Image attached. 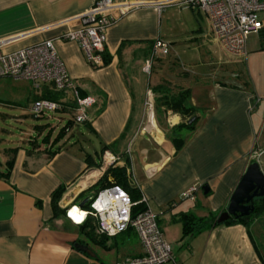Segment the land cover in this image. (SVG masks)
Instances as JSON below:
<instances>
[{
    "label": "crops",
    "instance_id": "0c3cea01",
    "mask_svg": "<svg viewBox=\"0 0 264 264\" xmlns=\"http://www.w3.org/2000/svg\"><path fill=\"white\" fill-rule=\"evenodd\" d=\"M95 1L0 0L3 50L53 39L79 95L95 101L86 110L87 120L74 123L71 94L57 92L59 100L64 98V107L57 116H42L62 121V127L69 122L61 138L54 142L57 135L49 136L47 143L42 142L43 131L50 126L40 124L31 131L36 130L39 138L28 134L22 142L0 148V171L5 170L8 157L13 158L8 178L0 177V264H118L125 257L143 254L133 229L100 243L88 241L84 245L93 256L75 247L87 241L80 225L89 216L77 223L66 209L97 194L94 187L104 172L99 167L105 151L118 157L113 166H125L133 187L125 189L134 204L142 195L147 198L181 264H264L253 236L264 231L257 218L247 226L215 225L181 239L182 215L208 217L225 210L254 151H263L257 162L264 174V89L258 92L256 85L235 82L241 69L235 70L233 64L243 55L229 52L214 36L205 13L175 4L162 11L143 5L109 26L101 63L91 65L77 43L59 37L76 28L78 23L72 19ZM256 34L262 38L264 30ZM157 40L169 45L168 54L153 52ZM182 56L188 68L177 63ZM163 79L189 89L190 103L197 110L194 128L177 150L154 120L151 88ZM24 81L31 97L28 109L33 100L53 91L46 85L34 91ZM180 122L181 117L170 111L162 118L164 127ZM10 148H16L13 155L7 152ZM107 181L113 184L110 175ZM193 184H200L195 201L183 198ZM61 186L65 192L54 215L51 193ZM203 186H207L205 193Z\"/></svg>",
    "mask_w": 264,
    "mask_h": 264
},
{
    "label": "built area",
    "instance_id": "2783aa9c",
    "mask_svg": "<svg viewBox=\"0 0 264 264\" xmlns=\"http://www.w3.org/2000/svg\"><path fill=\"white\" fill-rule=\"evenodd\" d=\"M174 4L205 13L210 20L214 36L233 54L244 55L249 35L264 30V0H169L152 3L137 0H96L87 11L72 19L78 26L65 31L59 38L77 43L89 64L96 66L101 63L107 29L119 18L143 5L162 11ZM3 45L0 42V78L27 80L34 91H39L46 85L53 91L70 93L74 102L73 122L83 123L87 120L86 110L95 101L90 96L79 95L55 49L53 39H45L11 51H4ZM153 52L166 55L169 45L157 40ZM63 99L37 98L32 101L30 112L34 116L58 112L64 107ZM146 104L151 110L152 102L148 101ZM262 154L263 151H254L251 159L258 161ZM117 161V156L105 151L99 171H105ZM199 187L200 184L191 185L182 193V197L195 201V192ZM139 202L146 208L131 217L134 203L126 191L112 185L97 192L88 203V208L71 205L66 209V215L73 220L70 211L76 208L83 214L77 223H82L87 216L94 218V231L97 236L114 237L128 227L132 228L142 245L143 254L125 257L118 264H181L174 258L172 245L165 241L155 215L148 206L147 198L142 195Z\"/></svg>",
    "mask_w": 264,
    "mask_h": 264
},
{
    "label": "trees",
    "instance_id": "16d2710c",
    "mask_svg": "<svg viewBox=\"0 0 264 264\" xmlns=\"http://www.w3.org/2000/svg\"><path fill=\"white\" fill-rule=\"evenodd\" d=\"M108 58H105V63L108 62ZM151 91L154 95V112L155 118L158 125L162 128L165 133L166 139L173 145L177 150L185 142L188 135L192 132L194 125L197 120V110L190 103V92L189 89L183 88L178 83L171 81L169 79H163L160 83L156 84L151 88ZM51 100H59V94L56 91H51L48 97H45ZM170 111L171 113L177 114L181 117V122L173 127H164L162 124V118ZM190 121V123H189ZM69 122L63 126L57 136L54 138V142L64 135L65 130L68 128ZM50 133L44 135L41 139L42 142L47 143L49 140ZM33 143V141H31ZM57 150V149H56ZM56 150L52 151L54 153ZM16 151V148L7 149V152H10L12 155ZM13 158L9 156L5 161V170L0 171V177L7 179L9 171L12 167ZM110 175L113 178V184L107 181V176ZM117 185L126 191V187H132L128 180V175L125 170V166H109L105 169L100 179L95 184V191L99 192L102 189ZM133 188V187H132ZM65 192L64 187H58L51 193V207L54 215H57L59 210L58 202ZM127 192V191H126ZM128 193V192H127ZM96 193H94V197ZM129 195V194H128ZM130 197V196H129ZM132 203H134L130 197ZM254 209L247 218H233L230 217L224 222L217 223L216 218L218 214H210L208 217H194L190 214L182 215L180 220L182 223V233L181 239L192 236L203 229H206L211 226L221 225V224H232V223H241L244 225H249V222L254 219L262 216L264 214V196L253 200ZM85 208H88L89 205H83ZM143 203L133 204L131 208V217H134L139 212L145 209ZM95 220L92 217H88L81 225V234L85 237L87 241H80L83 244H87L88 241L92 242H102L107 240L109 237L106 236H97L94 231ZM132 229L130 227L127 228Z\"/></svg>",
    "mask_w": 264,
    "mask_h": 264
},
{
    "label": "rangeland",
    "instance_id": "374dc122",
    "mask_svg": "<svg viewBox=\"0 0 264 264\" xmlns=\"http://www.w3.org/2000/svg\"><path fill=\"white\" fill-rule=\"evenodd\" d=\"M178 62L186 64V68H188V63L185 62L183 56L178 57L177 63ZM233 65L235 70L241 69L238 73L240 77L235 82H245L249 84L250 87L256 85L258 92L260 89H264V37L260 38L258 34L251 33L245 44V54L240 59H236ZM28 89L29 87L27 83L21 79L10 78L0 81V148L12 146L17 142H22V140H25L28 137V134H31L34 138H39L36 130L31 133L33 127L36 125L48 123L50 129L46 128L43 132L46 135L50 130V137L52 138H54L62 128V121L59 122L49 116H34L30 112L28 104L31 102V97H28ZM259 96H257V98H262ZM59 113L55 112L54 116H57ZM48 114L51 115V113ZM17 116L21 119L20 121L16 120ZM146 123L147 120L143 126H145ZM155 124H157L156 121ZM257 219L258 225L264 227V215ZM255 234H257V237L255 235L253 236L258 245L259 251L264 255V231L262 232V235L258 236V233Z\"/></svg>",
    "mask_w": 264,
    "mask_h": 264
},
{
    "label": "water",
    "instance_id": "95a60500",
    "mask_svg": "<svg viewBox=\"0 0 264 264\" xmlns=\"http://www.w3.org/2000/svg\"><path fill=\"white\" fill-rule=\"evenodd\" d=\"M263 33V32H260ZM190 123V121H189ZM207 190V186L202 188ZM264 196V174L260 168L257 161H251L244 173L242 174L240 180L238 181L236 187L232 191L229 201L225 210L221 211L216 222L221 223L230 217L233 218H247L254 209L253 200ZM92 197H85L79 204L83 206L91 201ZM75 247L80 251L93 256L90 248L87 245L76 243Z\"/></svg>",
    "mask_w": 264,
    "mask_h": 264
},
{
    "label": "bare ground",
    "instance_id": "6f19581e",
    "mask_svg": "<svg viewBox=\"0 0 264 264\" xmlns=\"http://www.w3.org/2000/svg\"><path fill=\"white\" fill-rule=\"evenodd\" d=\"M153 121V120H152ZM149 123V122H148ZM154 124V123H153ZM153 127V126H152ZM155 129V128H154ZM90 175H96V171L95 172H92V173H90ZM70 216L73 218V220L74 221H76V222H79L81 219H82V217H83V214L82 213H80L79 211H78V209H76V208H74V209H72L71 211H70Z\"/></svg>",
    "mask_w": 264,
    "mask_h": 264
}]
</instances>
